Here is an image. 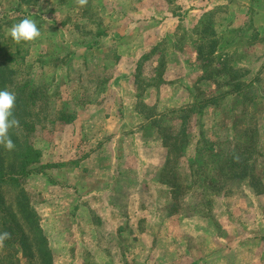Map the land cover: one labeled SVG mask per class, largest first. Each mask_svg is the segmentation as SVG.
I'll use <instances>...</instances> for the list:
<instances>
[{
	"label": "rangeland",
	"instance_id": "obj_1",
	"mask_svg": "<svg viewBox=\"0 0 264 264\" xmlns=\"http://www.w3.org/2000/svg\"><path fill=\"white\" fill-rule=\"evenodd\" d=\"M24 18L35 21L40 36L34 41L17 44L8 35V30ZM0 24V31L5 35L0 38V59H16L11 65L17 73L10 87L19 88L34 80L35 84L46 85L50 97L46 119L31 133L28 132L34 146L42 151L41 166L38 165L35 173L22 179L19 188L5 184L1 191L6 201L12 204L20 188L27 193L32 207L39 214L55 264H124V246L120 244L119 247L116 236L105 234V226L112 224L114 227L116 222H103L97 210H92V203L89 204L90 201L97 202L100 192L106 189L99 186L107 176L102 177L91 167H76L69 162L89 152L90 148L104 146L99 139L93 140L92 134L104 136L103 114L107 105L123 106L120 96L114 98L117 92L123 89L126 100L132 102V94L136 91L135 74L138 92L148 80L154 84L164 81L161 72L168 68L165 53H185L180 66L186 76L182 78V84L189 86L184 88L188 106L199 99L220 98L228 92L229 95L217 103L218 123L226 126L236 118H249L264 130V0H88L84 7H80L76 0H38L32 3L0 0ZM206 24H211L213 29L203 32ZM258 39L261 45L255 42ZM199 48L203 49V66L195 60L196 54L200 59ZM172 58L175 67L177 57ZM196 67H204V75L196 79L188 77ZM246 70L259 72V75L248 74L246 77L253 84L250 90L255 94L254 104L241 103V99L229 93L231 76H235L234 72ZM210 72L217 73L203 82L204 76ZM167 95L170 93H165L166 100ZM142 102L137 107L140 112L152 116L157 112ZM97 104L104 111H94ZM122 111L125 110H120L118 117ZM126 113L130 118L133 111L129 114L127 110ZM181 114L179 109H166L158 113L156 122L166 123L178 132L182 127ZM68 116L79 117L80 125L73 131L66 129L68 124L64 119ZM90 117L93 118L86 120L87 123L82 121V118ZM202 117V114L197 118L193 116L189 130L191 140H199L197 150L203 149L204 155L198 161L205 169L196 175L193 172L192 179L190 175L187 177L190 170L187 159L180 160L183 161L181 172L184 176L179 174L178 180L194 182L192 192L196 198L195 208L181 205L180 211L184 216L205 212L204 203L221 195L224 186L241 195L245 206L252 203L245 193L244 181L227 182L219 174V164L227 153L228 145L240 138L241 129L236 132L231 125L233 139L210 143L205 132L216 138L217 135L225 136L226 129H221L219 124L217 128L215 121L210 125L204 124ZM77 129L83 136L80 141ZM149 132L150 128L145 131L146 134ZM78 143L82 144L81 147ZM124 143V136H121L116 142L120 146L117 152L124 150ZM69 155L76 157L71 159ZM118 156L124 164L132 161L131 164L135 165L134 158ZM260 161L258 169L264 174V157ZM136 175L135 168L116 173V185L112 186L110 193L112 203H116L114 207L128 216V208L136 198V201L145 202L142 203L144 205L169 208L166 203L162 205L157 175L150 177L152 181L143 180L142 183ZM104 185L107 186L106 182ZM79 192L86 198L81 209L88 213L87 218L78 215L77 206L71 203ZM139 225L137 230L142 225L145 230L154 229L156 221L152 219ZM199 242L189 240L193 247ZM135 253L136 248L133 251L136 256ZM153 257L152 260L156 255Z\"/></svg>",
	"mask_w": 264,
	"mask_h": 264
},
{
	"label": "crops",
	"instance_id": "obj_2",
	"mask_svg": "<svg viewBox=\"0 0 264 264\" xmlns=\"http://www.w3.org/2000/svg\"><path fill=\"white\" fill-rule=\"evenodd\" d=\"M255 42L261 45L260 39ZM184 54L180 51L174 54L165 53L164 60L168 62V68L166 67L161 72L164 81L154 84L152 80H148L147 84L139 90L141 93L137 91L138 84L135 74L134 86L136 91L132 94V102L126 100L123 89L117 94L113 92L115 94L114 98H119V96L122 98L123 106L115 108V106L110 107V105H107V111L103 114V123L106 125L103 132L107 134H104L103 137L102 134L96 135L97 137L92 134L94 136L93 140L99 139L100 143H104V146L101 148L96 147V149L90 148L89 152H84L79 158L69 155L71 159L72 157L75 158L69 163H74L76 167L81 165L91 167L94 172H99L102 177L107 176L104 181L107 186L104 183L99 186L100 189H106L104 192H100L97 202L90 201L89 204L92 203V210H97L98 216L103 222L108 224L116 222L117 229L116 225L114 227L112 224L107 225L105 226V234L112 237L116 236V241L119 240V247L120 244L124 246V257H122L124 264H130L131 262L134 264H264V174L260 169L263 181L259 191H256L249 181L242 180L245 183V193L252 202L251 204L245 206L246 202L241 201V195L232 193V190L224 186L221 188L223 192L221 195H216L204 203L205 212L193 213L188 216H184L180 208H182V204L183 206L196 207V198L192 192L194 182L190 183L184 179L183 182L179 181L174 185L173 182L171 183L165 178V173L168 172L166 167L170 154L160 135L156 117L159 116L158 113H162L166 109H180L188 106L189 99L184 89L187 84H182V78L186 76L182 71V66H180L181 61L183 62L185 58ZM172 57L174 59L177 57V60H175L177 69L173 65L174 60ZM195 58L196 62L203 66L197 54ZM203 68L196 67V69H192L188 77L200 78L204 75L205 70ZM255 74L259 75V72L254 73L253 70L249 73L250 76ZM204 81H208V79ZM111 90L113 89L111 88ZM165 93H170V96L167 95L168 100L164 97ZM139 101H143L142 103L149 109H156L157 112L153 116L140 112V109H137L140 105ZM101 110L104 111L100 104H97L94 108V111L97 112H101ZM120 110L125 111H122L118 117L117 113ZM127 110H129V114H132L130 111H133L131 119L127 118ZM218 110L217 107L208 105L202 115L203 123L210 125L215 121L218 128L220 125L218 123ZM92 118H82V121L87 123L86 120L90 121ZM78 119L79 117L71 122H66L65 124H68L66 129L73 131L75 126L78 127L80 125ZM229 125H220L221 129H226L225 136L216 134L217 137L213 138V134L206 135L204 131L207 141L213 143L233 139L230 130L232 122ZM148 128H150V132L146 134L145 131ZM76 134L77 139L80 141L83 136H81L78 129ZM121 136H124L125 140L122 154L120 151H118L120 153L116 151L117 148H120L116 142ZM197 142L196 139L191 140L185 154L177 160L175 168H172L174 172H177L179 179V174L184 176L181 172V162L183 163V161L180 162V160L182 158L187 159L190 168L187 177L190 175L193 179L191 162L198 155ZM81 145L79 144L80 147ZM118 155L125 158H134L135 165L131 164L132 161L124 164L118 160ZM63 165L67 166V163L63 162ZM134 168L137 174L136 179L141 183L143 180L152 181L150 177L157 175L156 183L159 186V192L162 194V205L164 206L166 203L167 206L170 205L169 208L162 206V209L160 206L155 208L151 204L144 205L142 203L145 202L136 201V198H133L132 204L128 208V216H124L117 207H114L113 204L116 203H112L110 193L112 186L115 184L116 173L122 172L124 169ZM182 171L185 172L184 168H182ZM96 193L97 191H95ZM75 198L71 203L77 206L78 215L87 218L88 213L83 212L81 209L84 206L83 201L86 202V198L81 195V192H79V195L76 194ZM83 198L84 200H82ZM249 215H252V217H249ZM152 219L156 221L154 229L145 230L142 225L141 229L137 230L139 224ZM128 223L130 227H128ZM123 239L124 242L121 241ZM189 240L192 243L201 242L193 247ZM135 248L136 256L133 254ZM150 254L153 256L155 254V259L152 260L153 256H150Z\"/></svg>",
	"mask_w": 264,
	"mask_h": 264
},
{
	"label": "trees",
	"instance_id": "obj_3",
	"mask_svg": "<svg viewBox=\"0 0 264 264\" xmlns=\"http://www.w3.org/2000/svg\"><path fill=\"white\" fill-rule=\"evenodd\" d=\"M36 1L38 0H26V3ZM204 26L203 32L213 29L211 24ZM1 29L2 25L0 24ZM4 36V33L1 32L0 38ZM201 50L203 49H198L200 61ZM13 62H16V59L12 57L6 61L0 59V91L8 90L15 94L13 115L19 121V127L9 130V136L15 144V148L8 151L3 145H0V233L6 231L11 234V238L6 239L3 243L0 264H55L53 250L41 225L39 214L32 207L27 193L20 188L16 201L12 204L6 201L1 191V186L5 184L19 188L22 179L35 173L38 165L41 166L42 151L34 146L28 132L31 133L38 124L46 119L50 100L48 89L44 83L35 84L32 80V82L27 81L26 85L19 88L10 87L17 73L16 68L11 65ZM217 72H210L204 78H211ZM234 73L235 76H231L228 82L231 89L229 93L235 94L236 98L241 99V103L254 104L255 94L250 90L253 84L246 80L250 71ZM227 94L228 92L223 93L220 98L199 99L194 105L180 108L182 127L178 132L166 123L159 122L157 124L163 142L169 149L170 155L166 167L168 172L165 173V178L169 182H173L174 185L179 182L177 172H174L173 169L177 160L185 154L190 145L192 136L189 125L192 117L197 118L198 115H203L204 109L208 105L218 108L217 103ZM74 119V116H68L64 120L71 122ZM232 128L236 132L241 129V136L228 145L227 153L219 164V174L227 182L247 180L256 191H259L263 181L258 165L261 162L260 159L264 157V130L258 122L249 118L234 119ZM203 155V149L198 148V155L191 162L195 175L205 169L198 161ZM9 157L10 161H7Z\"/></svg>",
	"mask_w": 264,
	"mask_h": 264
},
{
	"label": "clouds",
	"instance_id": "obj_4",
	"mask_svg": "<svg viewBox=\"0 0 264 264\" xmlns=\"http://www.w3.org/2000/svg\"><path fill=\"white\" fill-rule=\"evenodd\" d=\"M88 0H76L80 7H84ZM8 35L17 44L23 42H31L40 36V30L37 28L35 21L24 18L19 23L14 24L9 30ZM15 106V94L8 90L0 91V145L11 151L15 148V144L9 136V130L19 127V121L13 115ZM11 234L8 232L0 233V247L6 239H10Z\"/></svg>",
	"mask_w": 264,
	"mask_h": 264
}]
</instances>
